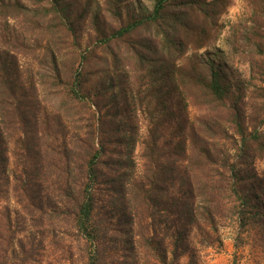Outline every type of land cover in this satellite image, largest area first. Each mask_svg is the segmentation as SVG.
Wrapping results in <instances>:
<instances>
[{
  "label": "trees",
  "instance_id": "trees-1",
  "mask_svg": "<svg viewBox=\"0 0 264 264\" xmlns=\"http://www.w3.org/2000/svg\"><path fill=\"white\" fill-rule=\"evenodd\" d=\"M60 1L51 2L44 19L54 14L61 24L57 39L64 41L74 26ZM125 1L107 4L118 14ZM154 1L149 14L128 20L109 37L103 33V42L120 40L140 28L149 32L158 39L156 48L150 36L133 44L138 71L153 67L152 72L162 71L163 81L172 85L177 82L174 73H180L182 93L188 91L207 111L223 112L228 118L224 124L206 118L199 131L168 141L155 124L140 142L141 170L134 156L135 128L119 132L115 142L122 151L110 165L113 175L104 181L103 133L82 93L80 77L65 83L57 61L63 54L53 52L49 59L61 87L49 89L60 100L58 113L39 117L44 84L39 76L44 75L24 77L5 39L0 45V200L13 201L14 208L0 203V264H44L48 256L65 263L70 242L79 251L81 264H109L112 252H123L126 259L132 255L131 264H140V253L147 264H197L193 239L212 243L233 202L238 199L242 207L249 202L240 191L245 187L238 164L253 165L264 158V119L247 116L242 104L246 97L221 71L212 68L196 77L175 64L185 41L203 44L204 29L189 33L186 19L201 15L212 22L228 2L180 0L173 10L175 0ZM194 4L197 12H190ZM259 5L264 12V0ZM35 12L19 1L0 0V14L7 18ZM109 53L115 64L118 54ZM84 108L85 118L80 115ZM74 111L79 114L76 121L84 125L70 137L67 128L58 135L56 123L65 125ZM101 202L109 208L107 219L100 215Z\"/></svg>",
  "mask_w": 264,
  "mask_h": 264
},
{
  "label": "rangeland",
  "instance_id": "rangeland-1",
  "mask_svg": "<svg viewBox=\"0 0 264 264\" xmlns=\"http://www.w3.org/2000/svg\"><path fill=\"white\" fill-rule=\"evenodd\" d=\"M10 1H19L31 10L37 9V12L12 18L0 14V45L5 39L9 41L7 49L16 55L24 77L33 73L44 75L41 78L38 75L44 83L40 87L42 92L37 109L41 118L58 113L60 100L51 94L50 89L61 86L59 79L54 80L56 70L49 57L53 52L57 56L63 54V58L57 60L63 81L72 83L75 75L80 77L82 93L90 102L102 129L105 155L101 170L104 181L113 175L110 165L122 151L115 142L119 132L135 128L132 130L136 142L133 145L134 156L141 170L140 142L155 124L162 127L168 141L171 137L176 140L183 134L187 136L199 131L206 118L218 119L222 124L228 118L223 112L207 111L199 100L194 102L191 99L188 91L182 93L179 85H183L184 76L180 73H174L177 82L172 85L170 81H163L162 71L152 72L153 67L138 71L133 44L140 38L150 36L153 39L149 32L140 28L120 40L103 42V33H110L109 37L113 30L128 20L149 14L154 0H127L120 5L118 14L110 9L108 0L60 1L67 21L74 26V32L68 34L64 41L57 39V25L61 24L55 20L54 14L44 19L45 9L51 7L53 0ZM226 1L227 8L212 22L203 20L201 15H190L186 19L189 33L204 29L203 44L197 47L194 42L185 41L176 55L175 64L196 77L207 75L212 68L221 71L246 97L242 104L247 116L264 119V12L260 9V0ZM179 2L175 0L172 3L173 10H177ZM194 5V8H189L190 12H197L198 4ZM157 41L153 39L154 48ZM112 51L118 54L115 64L113 55L109 53ZM164 73L169 75L170 70ZM168 79L171 80V76ZM80 112L85 118L87 110L84 108ZM73 113V118L70 120V115L65 125L56 123V130L60 131L58 135L67 128L66 133L70 137L84 125L76 121L78 111ZM179 121L181 124L175 131ZM9 169H13L12 164ZM238 169L244 177L245 187L240 191L247 194L249 202L242 207L236 198L237 202H233L221 219L212 243H203L198 236L193 239V245L198 247L197 264H264V158L257 159L253 165L238 164ZM0 203L14 208L13 201L1 198ZM103 203H100V215L107 219L106 210L109 208ZM116 220L114 218L113 221ZM69 244L70 251L63 256L65 263L48 256L44 264H81L75 244ZM111 254L109 264H131L135 260L132 255L124 258L123 252ZM138 260L140 264H147L141 253Z\"/></svg>",
  "mask_w": 264,
  "mask_h": 264
}]
</instances>
